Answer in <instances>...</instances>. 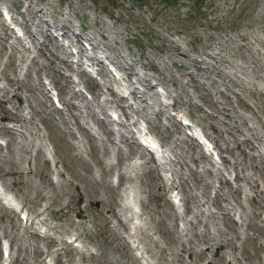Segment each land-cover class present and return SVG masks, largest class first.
Here are the masks:
<instances>
[{
    "label": "rangeland",
    "instance_id": "obj_1",
    "mask_svg": "<svg viewBox=\"0 0 264 264\" xmlns=\"http://www.w3.org/2000/svg\"><path fill=\"white\" fill-rule=\"evenodd\" d=\"M39 7L41 16L35 14ZM21 20L27 21L31 33L20 28ZM1 23L11 37L5 40L0 37V94L5 92L0 96V137L7 140L0 147V186L12 191L33 217L43 210L47 200L54 209L70 201L69 209H77L76 213H70L71 217L82 218L87 232L78 238L88 243L96 257L81 258L78 249L67 242V234H80L75 224H70V231L62 235L64 242L59 243L48 233L38 234L37 224H33L35 230L24 228L18 214L5 209L0 201V259L7 261L1 246L8 243L12 254L8 264H138L125 256L127 248L122 241V234L127 235L125 228L115 224V220L107 221L109 206L120 209L116 203L118 189L107 184V180L117 178L115 167L121 164L129 175L144 180L152 174V170L146 172L149 163L120 142L121 134L137 129L133 126L135 122L147 125L169 152L163 173L175 176L171 187H178L183 197L174 207L168 197L172 189L161 192L152 181L151 196L146 191L148 184L141 192L147 199V210L144 209L141 219V227L148 231L144 242L147 245L156 242L157 261L160 264H264V190L260 192L264 188V0H0V26ZM46 25H55L56 36L52 41L40 34L39 30ZM12 26H16L15 30L20 28L19 36L14 35ZM56 43L68 45L67 53L72 55L70 58L74 56L68 59L72 66L53 55L54 51L65 54ZM210 50L218 59L200 63V69L211 68L202 72L190 58ZM97 57H103L105 62L109 58L110 69L105 66L107 73L104 67L99 69ZM81 69L86 72L79 75ZM44 88H48L47 94ZM133 88L138 90L135 95ZM13 91H17L19 101L13 96L12 101H6ZM73 92H78L83 100ZM54 94L61 101L59 107L51 99ZM120 95L123 97L118 99ZM64 99L69 103L65 104ZM14 102L19 105L12 106ZM142 102L148 108L146 114L139 105ZM22 109L27 118L20 116ZM93 110L95 115L91 117L89 113ZM112 112H116L115 120ZM178 114L205 132L212 144L217 143L212 153L205 151L211 165L203 152L199 157L200 147L186 128L183 130ZM102 119H112L107 125L118 143L106 138ZM9 121L16 124L12 129H4L1 125ZM42 135L52 146V156L47 154L51 156L49 161L42 156ZM252 135L259 137L254 139ZM136 141L140 144L137 138ZM237 142L241 147H237ZM129 155L132 157L128 166L125 162ZM52 160L60 175L50 173ZM102 161L113 164L111 171L103 167ZM49 175L53 183L49 182ZM134 180L133 184H139L138 178ZM61 184L68 192L60 191ZM256 184L259 190H255ZM77 192H81V199L77 198ZM255 192L261 200H252ZM68 207L63 211L66 214ZM138 208L141 210V206ZM174 211L178 215L176 220ZM66 214L62 217L66 218ZM43 215L47 216L46 212ZM183 224L188 227L183 235L190 238L191 250H180L174 238L175 228L181 229ZM5 229L20 232L19 238L15 237L16 243L3 236ZM143 229L139 230V236ZM49 234L58 235L53 229ZM216 240L218 243L212 246ZM36 246L37 253L33 249ZM200 249L206 251L204 255L197 253ZM225 252L232 261L223 257ZM147 257L155 260L149 254ZM106 258L109 260L105 261Z\"/></svg>",
    "mask_w": 264,
    "mask_h": 264
},
{
    "label": "bare ground",
    "instance_id": "obj_2",
    "mask_svg": "<svg viewBox=\"0 0 264 264\" xmlns=\"http://www.w3.org/2000/svg\"><path fill=\"white\" fill-rule=\"evenodd\" d=\"M31 2V1H30ZM24 4H26V3H24ZM29 4V3H28ZM30 6V5H29ZM34 7V6H33ZM30 9V8H29ZM33 9V8H32ZM38 9V8H37ZM36 9V11H35V14L36 15H39V16H41L42 15V13L43 12H41L42 11V9H41V7H39V10H37ZM25 10V9H24ZM41 10V11H40ZM47 10V9H46ZM21 11V10H20ZM9 12V11H8ZM47 13V12H46ZM13 15V14H12ZM44 17V16H43ZM15 19H16V17H15ZM14 20V19H13ZM47 24H48V21L44 18L43 19ZM12 21V20H11ZM50 21V20H49ZM55 21H56V19H55ZM13 22V21H12ZM11 22V23H12ZM19 22V21H18ZM29 22V21H28ZM31 23V22H30ZM43 23V22H42ZM45 23V24H46ZM22 24V25H21ZM21 28L23 29V31H25L26 33H31L32 32V30L30 29V25L27 23V21L25 20H21ZM5 24H3V23H1V26H0V28L2 29V32H0V37L1 38H3V40H5L6 38H8V37H11V36H8L9 35V33L10 32H8L7 31V27L6 26H4ZM2 27H4V28H2ZM42 27V26H41ZM19 28V27H18ZM35 28H37V27H35ZM34 29V28H33ZM40 29V28H39ZM55 25H46L45 27H43V28H41V30H39L40 31V34L44 37V39H48V40H54L55 39V37H54V35H53V33H54V31H55ZM58 29V28H57ZM61 29V28H60ZM63 29V28H62ZM19 30H20V28H19ZM11 31V30H10ZM35 31H36V29H35ZM58 31H61V30H58ZM24 32V33H25ZM38 32V31H37ZM56 32V31H55ZM68 32H69V30H68ZM1 33L3 34V35H1ZM39 33V32H38ZM8 34V35H7ZM11 34V33H10ZM36 34V33H35ZM244 34V33H243ZM31 35V34H30ZM37 36V35H36ZM64 36V35H63ZM74 36H76V34L74 35ZM251 36V35H250ZM75 38V37H74ZM244 38V37H243ZM13 39H17V41L19 42V39L18 38H15V37H13ZM43 39V40H44ZM36 41V40H35ZM78 41V40H77ZM92 41V40H91ZM3 42V41H2ZM21 42V41H20ZM42 42V41H41ZM90 42V41H89ZM66 43V42H65ZM71 43V42H70ZM79 43V42H78ZM39 44V43H38ZM44 44V43H43ZM57 44V43H56ZM94 44H95V42H94ZM59 47H60V51H62L63 53H65V54H63V55H60L58 52H53V55L55 54L56 56H57V60L58 61H61V62H63V63H67L68 62V59L70 58V56H69V54L67 53V46L68 45H64V44H60V43H58L57 44ZM71 45V44H70ZM81 45V44H80ZM78 46V50L81 52V50H82V48H81V46ZM10 48H11V50L13 51V44H12V42H11V44H10ZM95 48V47H94ZM96 48H97V46H96ZM85 49V48H84ZM98 50V49H97ZM85 51V50H84ZM101 51V50H100ZM99 51V52H100ZM217 51V50H216ZM103 52V51H102ZM179 52L182 54V55H184L185 53L182 51V50H179ZM97 54H99V53H97ZM103 54V53H102ZM108 54V53H107ZM222 54V53H221ZM105 55H106V53H105ZM213 52H211V50L210 51H204V55L202 54V53H200V52H198V54L196 55V56H193V57H191L190 58V61H191V63L192 64H194L195 65V67L197 66L198 68H199V70H202V72H204V71H209V69L211 70V68H207V69H200V67H202V66H200V63L202 64V62H204L205 63V61H206V63L207 62H211V61H215V60H217L218 58H216V57H213ZM83 56V55H82ZM107 56V55H106ZM218 56V55H217ZM74 57V56H73ZM72 57V58H73ZM49 58V57H48ZM79 58H81V57H79ZM103 58V57H102ZM102 58L100 59V58H98L97 57V60L100 62L99 64H100V67H99V69H102V67H103V64H101V62H102ZM56 59V58H55ZM71 59V58H70ZM109 59V58H108ZM106 60V62H108L109 63V60ZM87 60V59H86ZM93 60V59H92ZM52 61V60H51ZM77 61H78V58H77ZM93 62V61H92ZM54 63V62H53ZM57 63V62H56ZM69 63V66L72 64L71 63V61L70 62H68ZM228 64V63H227ZM231 64H232V62H231ZM66 65V64H65ZM77 65V64H76ZM115 65L116 66H120V63L119 62H116L115 63ZM190 65V64H189ZM215 63H214V67H215ZM241 65H242V63H241ZM54 66V65H53ZM68 66V65H67ZM72 66V65H71ZM83 66V65H82ZM240 66V65H239ZM77 67V66H76ZM78 67H79V65H78ZM82 68H84V67H82ZM118 68V67H117ZM59 69V68H58ZM85 69V68H84ZM220 69V68H219ZM61 70V69H60ZM216 70V69H215ZM244 71V70H243ZM78 72H79V75H80V73H84V70L83 69H81V70H78ZM190 72V71H189ZM105 73H107L106 72V70H105ZM197 73V72H196ZM189 75H191V73H188ZM195 74V73H194ZM199 74V73H198ZM210 74V73H209ZM203 75V74H202ZM206 75V74H205ZM201 76V75H200ZM148 77V76H147ZM146 77V78H147ZM195 78H196V76H195ZM69 80V79H68ZM107 81V80H106ZM144 81V80H143ZM142 81V82H143ZM72 83H75V82H72ZM107 83V82H106ZM129 82H127L126 84H128ZM206 83V82H205ZM124 84V83H123ZM152 84V83H151ZM70 85V84H69ZM68 85V86H69ZM121 86V85H120ZM129 86V85H128ZM127 86V87H128ZM134 86V85H133ZM206 86V85H205ZM2 87V86H1ZM150 87V86H149ZM79 88H81L80 86H79ZM109 88V87H108ZM124 88V87H123ZM130 88V87H129ZM151 88V87H150ZM113 89V88H112ZM127 89V88H126ZM156 89V88H155ZM2 90H4V89H2ZM7 90V89H6ZM124 90V89H123ZM45 91V90H44ZM75 91V90H74ZM130 91V90H129ZM78 92H80V91H78ZM78 92H73L78 98H80V100H83V97H81V95L78 93ZM137 92H138V90L136 89V88H133L132 89V93L135 95V94H137ZM140 92V91H139ZM141 92H142V90H141ZM158 92V91H157ZM161 92V91H160ZM102 93V92H101ZM155 93V92H154ZM159 93V92H158ZM4 94H5V92H2V94H0V96L2 95V96H4ZM143 94V93H142ZM95 95H96V93H95ZM141 95V94H140ZM145 95V94H144ZM164 95V94H163ZM12 96H13V98L15 97L16 98V100L17 101H19V98H18V93H17V91H13V94L11 93V97H9V98H7L6 97V101H9L10 102V100H11V98H12ZM157 96H158V94H157ZM94 97V96H93ZM121 97H123L122 95H120L119 96V98L118 99H121ZM164 98H165V95L163 96ZM12 98V99H13ZM168 98V97H167ZM0 99H1V97H0ZM65 100V99H64ZM93 100H94V98H93ZM99 100V99H98ZM108 100V99H107ZM124 100H126V98L124 99ZM139 100L140 101H144V99L143 98H139ZM12 101V100H11ZM14 101H15V99H14ZM85 101V100H84ZM96 101V100H95ZM106 101V100H105ZM122 101H123V99H122ZM82 102V101H81ZM86 102H88V107L90 108V106L91 105H89V101L87 100ZM125 102V101H124ZM22 103V102H21ZM69 103V101L67 100H65V104H68ZM72 103V102H71ZM106 103H107V101H106ZM130 103V102H129ZM129 103H127V104H129ZM109 104V103H108ZM124 104V103H123ZM8 105V104H7ZM19 105V103H17V102H14L13 104H12V106H18ZM74 105V104H73ZM82 105V104H81ZM85 105V106H86ZM104 105V104H103ZM105 105H107V104H105ZM138 105V104H137ZM139 105H141V107L143 108V110H145V114H146V111H147V106L142 102V104H140L139 103ZM72 106V105H71ZM83 106V105H82ZM86 106V107H87ZM123 106V105H122ZM121 106V107H122ZM107 107V106H106ZM133 107V106H132ZM138 107V106H137ZM140 107V106H139ZM13 108V107H12ZM22 108V107H21ZM73 108V107H72ZM104 108V107H103ZM103 108H101V109H103ZM136 108V107H135ZM20 109V108H19ZM105 109H107V108H105ZM124 109V108H123ZM134 109V108H133ZM70 110V109H69ZM76 110V109H75ZM142 110V111H143ZM2 111L3 112H5L3 109H2ZM59 111V110H58ZM61 111V110H60ZM124 111V110H123ZM138 111V110H137ZM141 111V110H140ZM22 112V111H21ZM50 112V111H49ZM73 112V111H72ZM78 112V111H77ZM90 112V111H89ZM97 112V111H96ZM102 112V111H101ZM9 113V112H8ZM18 114H19V112H17ZM59 113H61V112H59ZM83 113V112H82ZM11 114V113H10ZM76 114V113H75ZM103 114H104V112H103ZM126 114V113H125ZM14 115V114H13ZM42 115V114H41ZM77 115V114H76ZM81 115V114H80ZM89 115L91 116V117H94V115H95V112H94V110L93 111H91L90 113H89ZM11 116V115H10ZM15 116H16V114H15ZM21 116V115H20ZM97 116V115H96ZM23 117V116H22ZM80 117V116H79ZM90 117V118H91ZM130 117V116H129ZM178 117H179V121H182V122H184L187 118H185L183 115H179L178 114ZM18 118V117H17ZM24 118V117H23ZM32 118V117H31ZM30 118V119H31ZM15 119V118H14ZM60 119V118H59ZM66 119V118H65ZM70 119H71V117H70ZM76 119V118H75ZM79 119V118H78ZM13 120V119H12ZM98 120V119H97ZM28 121V120H27ZM26 121V122H27ZM30 121V120H29ZM102 122H103V125H104V127H105V131L104 130H102L104 133H105V135H106V138H108V140H110V142L112 141V142H115V143H118V141H115L113 138H112V135H111V132H112V130H111V128H109V126L107 125L108 123H110V122H112L111 121V119H102L101 120ZM1 123V122H0ZM19 123V122H18ZM122 123V122H121ZM130 123V122H129ZM124 124V123H123ZM20 125V124H19ZM18 125V126H19ZM25 125V124H24ZM85 125V124H84ZM132 125V124H131ZM83 126V125H82ZM127 126V125H126ZM133 126L134 127H136L137 129L139 128V126L138 125H136V123L135 122H133ZM184 126V129L183 130H185V128H187L188 129V131H189V135H190V137L191 138H193V139H195L196 140V144L200 147V149L198 150L199 151V157H202V151H201V148H202V145H206L207 146V144H206V142L202 139V137H205L204 136V133H203V131L201 130V129H199L194 123H190V124H188L187 126H185V125H183ZM86 127H88V126H86ZM90 127V126H89ZM91 128V127H90ZM125 128V127H124ZM3 129V128H2ZM4 129H6L5 127H4ZM9 129V128H8ZM12 129V128H11ZM137 129H134V128H132L131 129V131H130V134H121V136H120V142L121 143H123L124 145H125V147H127V149H128V151L129 152H133V153H137L138 154V156H140V158H143L144 160V162L145 163H149V165L147 166V168H146V172H149L150 170H152V174H150L151 175V177H150V179L148 178V179H146V180H144L143 179V177H141V176H137L136 177V175H135V177H133V175L131 176V175H129V173H128V170H127V168L124 166H121V164L120 165H117L116 167H115V173H116V175H117V178H116V180L114 181V180H107L108 182H107V184L109 183V186H111L112 187V189L114 188H116V190H117V194L116 195H118V197H119V199L117 200V206L118 205H120L119 207H120V209L119 208H115L114 206H109L110 207V209H108V211H109V219L107 218V221H110V222H112L113 220H115L116 222H115V224H117V223H119V224H121L122 225V227L123 228H125L124 230L126 231V233H127V235H129L130 237H132L135 241H136V243L135 244H131L130 243V240L129 239H127V238H124L123 237V239H122V241H124L125 242V244H126V250H125V256H127V257H132L135 261H137V263L138 264H142L143 263V261H142V259H144L145 260V256H146V254L148 255H150L152 258L154 257V259L155 260H153V261H149V260H146V262L148 263V264H160V262L161 261H157V259L155 258L157 255H158V246H157V244H156V242H154L153 244H151V245H147V244H149V243H145L144 241H146L147 240V238H146V233H148V231L146 230V229H143V227H141L142 225H141V219H143L142 218V215H144L143 214V212H144V209H146V201H147V199H146V201H145V198H143V196L141 195V192L142 191H144L145 190V187H147V185L146 184H148V186H149V188L148 189H146V191L148 190L149 191V195L148 196H151V194H152V192L153 191H151V188H150V186H152V184L153 185H155L156 186V190H160L161 192L162 191H167V189L168 188H170L171 187V185L172 184H174L175 183V176H172V173H170V177L169 176H167V175H165L164 173H163V170L166 168V166L164 165V163H165V160L164 159H166L169 155H168V153L166 152V149L165 148H163L162 147V144L160 143V142H157L158 143V145L155 143V141L153 142L154 144H156L158 147H160V145H161V148H160V155L159 156H156L155 157V155L153 154V153H151V151H150V146L148 145L149 144V137H147V133H145V135L142 137V138H138V137H135V133L134 132H136V130ZM127 130V129H126ZM84 131H85V129H84ZM7 133L9 132L11 135H14V134H12L11 133V131L10 130H7L6 131ZM129 132V131H128ZM5 133V132H4ZM115 133H116V131H115ZM118 133H120L119 131H118ZM8 135V134H7ZM88 135V134H87ZM89 135L91 136V138H92V134L91 133H89ZM150 135V134H149ZM9 136V135H8ZM151 136V135H150ZM206 136H207V138H209L208 137V135L206 134ZM11 137V136H10ZM139 137H140V135H139ZM254 137H256V138H258L257 136H253L252 135V138H254ZM73 138V137H72ZM117 138H118V136H117ZM136 138L138 139V141L140 142V144H137V141H136ZM152 138V137H151ZM245 138H247L248 139V141L250 142V141H252V139L248 136H246ZM94 139V138H93ZM102 139V138H101ZM205 139H206V137H205ZM255 139V138H254ZM117 140V139H116ZM259 140V139H258ZM247 142V141H246ZM261 142H262V140H261ZM7 143V142H6ZM105 143V142H104ZM103 143V144H104ZM207 143H209V141L207 140ZM43 144V146L45 147L44 148V152L42 153V156H43V159L44 160H46L47 161V158H48V156H47V152H46V147H47V151L48 152H50L51 150H50V147L48 146V142L46 141V142H44V143H42ZM41 144V145H42ZM103 144H101V145H103ZM99 145H100V143H99ZM120 145V144H119ZM122 145V144H121ZM209 145V144H208ZM217 145V143H215V145H213V146H216ZM115 146H117V145H115ZM119 147V146H118ZM207 147H209V146H207ZM237 147H241V143L240 142H237ZM40 148V147H39ZM101 148H104V149H106V145L104 146H101ZM126 149V150H127ZM172 149H174V148H172ZM256 149H257V147H256ZM38 150V149H37ZM119 150V149H118ZM169 150V149H168ZM116 151V150H115ZM121 151V150H120ZM173 151V150H172ZM242 151V150H241ZM244 151V150H243ZM107 152V151H106ZM105 152V153H106ZM119 153V152H118ZM132 153V154H133ZM120 154V153H119ZM118 154V155H119ZM126 154V153H125ZM128 154V153H127ZM149 154L151 155V156H149ZM172 155H173V153H171ZM206 154V152L204 151V155ZM136 155V154H135ZM262 155V154H261ZM130 156V155H129ZM128 156V157H129ZM126 157V156H125ZM132 156H130L129 158H127V162H125V164L127 163V165L129 166L130 165V158H131ZM170 157V156H169ZM250 157V156H249ZM254 157V156H253ZM123 158V157H122ZM173 158V157H172ZM193 158V161H198V158L197 157H192ZM207 160V162L211 165V160L208 158V157H205ZM204 158V159H205ZM222 158V160H226L225 158H223V157H221ZM252 158V157H251ZM121 159V158H120ZM162 159V160H161ZM175 159V158H174ZM124 160V159H123ZM134 160H136V159H134ZM133 160V161H134ZM176 160V159H175ZM45 161V162H46ZM108 161V160H107ZM121 161V160H120ZM132 161V160H131ZM167 161H168V159H167ZM114 162V161H113ZM169 162V161H168ZM111 163V162H110ZM110 163H105L104 161H102V164H103V167L104 166H107V169L109 170V171H111L110 169H112V167H113V164H110ZM133 164V163H132ZM1 165V164H0ZM134 165V164H133ZM47 166V165H46ZM138 166V165H137ZM139 166H141V164L139 165ZM138 166V167H139ZM143 167H145V166H143ZM17 169V168H16ZM100 169H102V168H100ZM132 169H134V168H132ZM138 169V168H137ZM145 169V168H144ZM210 169V168H209ZM139 170V169H138ZM171 169L169 168V171H170ZM180 170V169H179ZM236 170V169H235ZM2 171V170H1ZM20 172V171H19ZM194 172H196V171H194ZM51 173V172H50ZM57 173L59 174H61V172H58V170H57ZM131 173V172H130ZM47 174V173H46ZM49 174V173H48ZM59 174V175H60ZM132 174V173H131ZM144 174V173H143ZM107 175V174H106ZM171 176H172V178H171ZM196 176V175H195ZM110 177V176H109ZM180 177V176H179ZM138 178V180H139V184H137V185H135V184H133L134 182L133 181H135L134 179H137ZM66 180V179H65ZM150 181H152V184H151V182ZM49 182L50 183H53L54 182V180L49 176ZM56 182V181H55ZM66 183H68L67 181H65ZM64 182V183H65ZM210 182V181H209ZM49 183V184H50ZM59 183H60V180H59ZM249 183V182H248ZM68 185V184H67ZM262 185V184H261ZM61 186V190L60 189H58V191L60 190L62 193H66V192H68V190H65L63 187H62V184L60 185ZM65 187V186H64ZM108 187V186H107ZM250 187H251V185H250ZM255 187V186H254ZM256 189L255 190H259V188H258V185L256 184ZM49 188V187H48ZM110 188V187H109ZM177 188V187H176ZM238 188V187H237ZM4 189V188H3ZM67 189V188H66ZM119 189H121V190H119ZM0 190H2V187H0ZM48 190V189H47ZM73 190H74V188H73ZM191 190V189H190ZM264 190V188L263 187H261L260 188V192H262ZM51 192H53V191H51ZM74 192V191H73ZM178 192H179V190H178ZM192 193V192H191ZM74 194V193H73ZM83 194V193H82ZM179 194H180V192H179ZM217 194V193H216ZM215 194V195H216ZM0 195H1V197L3 198V200L5 199L7 202H9L11 205H13V200H12V198L11 197H14L15 198V196L13 195V194H11V193H6V192H3V191H0ZM84 195V194H83ZM86 195V194H85ZM181 195V194H180ZM220 195V194H219ZM255 195L256 196H258V193L257 192H255ZM11 196V197H10ZM52 196V195H51ZM77 196H79V197H77V198H80L82 195H81V192H77ZM132 196V197H131ZM171 196H172V194H171ZM187 196H188V194L187 195H185V198H186V202H185V204L187 203V200H188V198H187ZM206 198H207V196L206 195H204ZM221 196V195H220ZM252 197V200L253 199H256V198H259L260 200H261V198L258 196V197ZM47 197V196H46ZM58 197V196H57ZM84 197H86V196H84ZM173 197H177V195L175 194ZM222 197V196H221ZM224 197V196H223ZM42 198H44V196L42 195ZM113 198V197H112ZM212 198V197H211ZM16 199V198H15ZM62 199V198H61ZM64 199V198H63ZM81 199V198H80ZM87 199V198H86ZM104 199V198H103ZM127 199H128V201H127ZM129 199H130V202H131V204H130V206L127 204L128 202H129ZM132 199L133 200H135V202H133L132 201ZM181 199H183V197H181ZM51 200V199H50ZM190 200V199H189ZM225 200V199H224ZM63 201V200H62ZM66 200H64V202H65ZM191 201V200H190ZM189 201V202H190ZM193 201H195V200H193ZM207 201V200H206ZM223 201V200H222ZM221 201V202H222ZM209 202V201H208ZM214 202V201H213ZM217 202V201H216ZM227 202V201H226ZM263 202V201H262ZM261 202V203H262ZM66 203V202H65ZM70 203V201L68 202V204L67 205H60L57 209H54L52 206H49V200H47V202H46V204H45V207L44 208H42L43 210H39L38 212H37V214H36V216H28V220L25 222V225H27L25 228L27 229V228H31L32 230H35L33 227L35 226V225H33V224H37L38 225V227H39V229L41 230V229H43V228H45V230H43L42 232H44V233H48V236H51L52 238H54V240H56V241H58L59 243H62V242H64V238H63V234H67L69 231H70V229H69V226H70V224L72 223V224H75V226H77V227H79V229H80V234H77V233H73V234H71V235H68L67 236V242L70 244V245H72V242L73 241H78V239H77V237H78V235H81V234H83V233H87L86 231H85V225H84V222L81 220V219H79V220H76V219H74V218H72L71 216H70V214H69V211H70V209H69V207H68V205H70L69 204ZM83 203V202H82ZM194 203V202H193ZM57 204V203H56ZM219 204V203H218ZM42 205H44V204H42ZM51 205V204H50ZM59 205V204H58ZM86 205V204H85ZM125 205H127L126 206V210L124 211V210H122L124 207H125ZM133 205L135 206V205H138V206H141V210L138 208V206H137V208H138V210L137 211H134L133 209H132V207H133ZM108 206V205H107ZM190 206V205H189ZM6 207V206H5ZM8 207V206H7ZM65 207H68V209L66 210L67 211V214H66V212H63V211H65ZM106 207V206H105ZM77 208V207H76ZM226 208V207H225ZM87 209V208H86ZM90 209V208H89ZM206 209V208H205ZM147 210V209H146ZM54 211H56V212H54ZM222 211V210H221ZM44 212H46V214H47V216H45V215H43V213ZM207 212V211H206ZM223 212V211H222ZM19 214H21V213H23V214H25V215H28L27 213V210H25L24 208H22V209H20L19 210V212H18ZM96 213V212H95ZM66 214V218H64V217H62V216H64ZM174 218H175V220L176 219H178V215H177V213H175V211H174ZM74 216V215H73ZM86 216H88V215H86ZM96 216V215H95ZM98 216V215H97ZM37 217V218H36ZM82 217H84V216H82ZM103 217V216H102ZM149 217V216H148ZM226 217V216H225ZM145 218V217H144ZM201 218V217H200ZM227 218V217H226ZM102 219V218H101ZM134 219H136L135 221H134ZM74 220V222H76V223H74V222H72ZM244 220V219H243ZM182 221H184V220H182ZM106 222V221H105ZM88 223V222H87ZM243 223V222H242ZM241 223V224H242ZM71 224V225H72ZM85 224H86V222H85ZM182 224V223H181ZM74 226V225H73ZM120 226V225H119ZM149 226V225H148ZM24 227V226H23ZM145 227V226H144ZM7 228V227H6ZM13 228V227H12ZM87 228V227H86ZM140 228V229H139ZM141 228L143 229V233H142V235H138V234H140V231L139 230H141ZM181 229H176L175 228V230H174V233H175V235H174V238L176 239V242L178 243V246L177 247H179L180 248V250H191V248L188 246V244L190 245V238H186V236L187 235H183V234H187V233H184L183 231H185L187 228L185 227V224H183V225H181V227H180ZM4 229V228H3ZM3 229H1V230H3ZM18 229V228H17ZM51 229H53V230H55L57 233H58V235H56V236H53V235H51V234H49V230H51ZM14 230V229H13ZM13 230H9V232L5 229V231H3V236L5 237V238H7L6 236H8V239L9 238H12L13 239V241H14V243H16L18 240L16 239L17 237H18V234L20 233H18L17 234V232H14ZM16 230V229H15ZM137 234H136V233ZM189 232V231H188ZM1 233V232H0ZM72 235H75V237L74 238H70V237H72ZM182 235L184 236V238H182ZM19 236H20V234H19ZM122 236H124L123 234H122ZM152 236H154L153 234H152ZM16 237V238H15ZM111 237V236H110ZM120 237V236H119ZM149 237H150V235H149ZM192 237V236H191ZM196 237H197V235H196ZM1 238V237H0ZM19 238V237H18ZM70 238V239H69ZM7 239V240H8ZM193 239V238H192ZM22 240V239H21ZM49 240V239H48ZM69 240V241H68ZM88 240H91V238H89ZM158 240V239H157ZM9 241V240H8ZM13 241H9V242H11V243H13ZM23 241V240H22ZM80 241V240H79ZM110 241V240H109ZM81 242V241H80ZM123 242V243H124ZM149 242V241H148ZM13 243V244H14ZM158 243V242H157ZM218 243V241L216 240L215 241V243H213L212 244V246L214 245V244H217ZM22 245V244H21ZM83 246H81L80 248H78V249H80V250H78L77 252L80 254V256H81V258H85V257H87V256H89L88 258L89 259H95V257H96V255H93V254H95L94 252H93V250L92 249H90V247H89V245H88V243H85V244H82ZM160 245V244H159ZM17 246H19V244L17 245ZM162 246V245H161ZM74 248H77V247H74ZM133 248H135V249H139L140 251H139V254L137 253H133ZM208 248H209V246H208ZM8 249V252H9V255L8 256H10L11 258H12V254L10 253L11 251H10V249H11V244H10V246H9V248H7ZM24 249H25V247H24ZM34 249V252L35 253H37L38 252V250H39V248H38V246H36V247H34L33 248ZM56 251L58 250V248L57 249H55ZM163 250V249H162ZM209 249H207V251H208ZM83 251H85V253L83 252ZM176 251V250H175ZM124 252V251H123ZM162 252V251H161ZM206 251L204 250V249H200L199 251H197V253L198 254H201V255H204V253H205ZM130 254L132 255V256H130ZM181 254V253H180ZM179 254V256H181ZM207 254V253H206ZM16 255V254H15ZM42 255H43V251H42ZM87 255V256H86ZM177 255V254H176ZM223 255V257H226V259H229L230 261H232V259H230V258H228V252L226 253H223L222 254ZM228 255V256H227ZM58 256V255H57ZM56 256V258L57 259H59L58 257ZM98 257V256H97ZM108 258H106L105 260H107ZM234 259L237 261V257H235L234 256ZM109 260V259H108ZM182 260V259H181ZM10 261H11V259H10ZM26 261V260H25ZM184 261V260H183ZM27 262V261H26ZM1 263V262H0ZM14 263V262H13ZM20 263V262H19ZM24 263V262H23ZM164 263V262H163ZM15 264V263H14ZM26 264V263H25ZM40 264V263H39ZM41 264H45L44 262L43 263H41ZM57 264H60V263H57ZM62 264V263H61ZM241 264V263H240Z\"/></svg>",
    "mask_w": 264,
    "mask_h": 264
}]
</instances>
